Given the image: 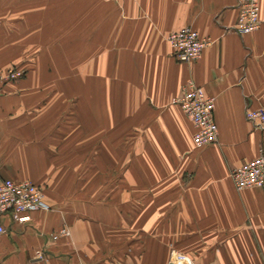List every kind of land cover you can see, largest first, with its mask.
Masks as SVG:
<instances>
[{"label": "crops", "instance_id": "1", "mask_svg": "<svg viewBox=\"0 0 264 264\" xmlns=\"http://www.w3.org/2000/svg\"><path fill=\"white\" fill-rule=\"evenodd\" d=\"M238 15V0H0V71L25 73L0 97V178L49 207L5 219L0 264H264V188L231 178L264 151L246 119L264 109V0L258 31L235 33ZM185 27L211 41L191 64L167 40ZM189 80L216 101L202 149L174 103Z\"/></svg>", "mask_w": 264, "mask_h": 264}, {"label": "built area", "instance_id": "2", "mask_svg": "<svg viewBox=\"0 0 264 264\" xmlns=\"http://www.w3.org/2000/svg\"><path fill=\"white\" fill-rule=\"evenodd\" d=\"M261 0H238V21L232 28L240 36L258 31L262 25L260 17ZM167 40L174 52L175 58L185 64L198 61L204 50L211 44L209 38L202 36L192 27H185L171 33ZM24 77L19 69L0 71V97L6 85ZM174 103L191 120L195 128L194 146L205 148L218 141L219 128L216 123L215 99L194 80H189L182 88L180 96ZM246 119L255 130L264 132V109H246ZM256 159L234 169L232 181L239 191L254 188H264V151H260ZM45 202L43 187L31 181L0 178V236L7 233L5 219L24 225L31 220L32 213L48 209ZM68 227H62L52 235L53 240L70 237ZM43 253H37L36 258L42 259ZM169 264H196L192 258L178 251H173Z\"/></svg>", "mask_w": 264, "mask_h": 264}, {"label": "rangeland", "instance_id": "3", "mask_svg": "<svg viewBox=\"0 0 264 264\" xmlns=\"http://www.w3.org/2000/svg\"><path fill=\"white\" fill-rule=\"evenodd\" d=\"M173 251H178V250H173ZM173 251H172V252H173ZM178 252H180V251H178ZM180 253H182V252H180ZM182 254H185V253H182ZM185 255H187V254H185ZM187 256H188V255H187ZM189 257H190V256H189ZM190 258H191V257H190Z\"/></svg>", "mask_w": 264, "mask_h": 264}, {"label": "trees", "instance_id": "4", "mask_svg": "<svg viewBox=\"0 0 264 264\" xmlns=\"http://www.w3.org/2000/svg\"><path fill=\"white\" fill-rule=\"evenodd\" d=\"M24 75H25V73H24ZM23 78V77H22Z\"/></svg>", "mask_w": 264, "mask_h": 264}]
</instances>
